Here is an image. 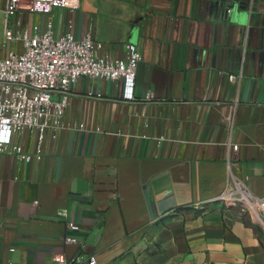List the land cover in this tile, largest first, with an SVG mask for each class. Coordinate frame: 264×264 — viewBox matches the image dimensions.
Masks as SVG:
<instances>
[{
    "label": "crops",
    "instance_id": "0c3cea01",
    "mask_svg": "<svg viewBox=\"0 0 264 264\" xmlns=\"http://www.w3.org/2000/svg\"><path fill=\"white\" fill-rule=\"evenodd\" d=\"M78 1L18 15L51 20L57 34L91 32L113 58L134 44V100L118 83L81 77L64 121L83 129L47 137L39 162L0 154V264H52L60 253L97 264H264V222L210 202L228 164L264 194V0ZM5 3L0 59L21 50L4 41ZM59 208L79 230H66ZM67 233L79 243L65 244Z\"/></svg>",
    "mask_w": 264,
    "mask_h": 264
},
{
    "label": "built area",
    "instance_id": "2783aa9c",
    "mask_svg": "<svg viewBox=\"0 0 264 264\" xmlns=\"http://www.w3.org/2000/svg\"><path fill=\"white\" fill-rule=\"evenodd\" d=\"M78 0H6L3 9V38L20 44L21 50L9 49L0 59V154H11L25 163L39 162L47 137L56 138L64 129L76 131L83 124L65 122L64 115L79 78L102 79L118 83L124 100H134V87L142 55L132 44H125V54L113 58L103 53L104 44L87 32L76 38L71 32L57 34L51 20L25 24L18 12L49 15L56 8L75 10ZM240 76V74H238ZM234 75H229L233 79ZM55 97V98H53ZM32 138L33 147L25 143ZM229 182L210 202L225 207L244 206L255 222H264V194L252 193L228 164ZM68 232L79 226L67 208L56 212ZM65 244H78L75 235L67 233ZM52 264H97L94 254L84 260L55 254Z\"/></svg>",
    "mask_w": 264,
    "mask_h": 264
},
{
    "label": "rangeland",
    "instance_id": "374dc122",
    "mask_svg": "<svg viewBox=\"0 0 264 264\" xmlns=\"http://www.w3.org/2000/svg\"><path fill=\"white\" fill-rule=\"evenodd\" d=\"M53 98H55V97H53Z\"/></svg>",
    "mask_w": 264,
    "mask_h": 264
}]
</instances>
